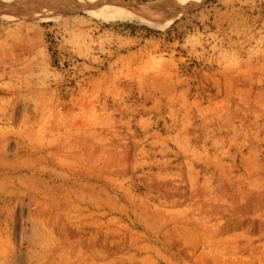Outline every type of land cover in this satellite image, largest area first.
Returning <instances> with one entry per match:
<instances>
[{
    "label": "rangeland",
    "instance_id": "rangeland-1",
    "mask_svg": "<svg viewBox=\"0 0 264 264\" xmlns=\"http://www.w3.org/2000/svg\"><path fill=\"white\" fill-rule=\"evenodd\" d=\"M0 264H264V0H0Z\"/></svg>",
    "mask_w": 264,
    "mask_h": 264
},
{
    "label": "bare ground",
    "instance_id": "bare-ground-1",
    "mask_svg": "<svg viewBox=\"0 0 264 264\" xmlns=\"http://www.w3.org/2000/svg\"><path fill=\"white\" fill-rule=\"evenodd\" d=\"M52 18H54V17H52V16H48L46 19H48V20H49V19H52Z\"/></svg>",
    "mask_w": 264,
    "mask_h": 264
}]
</instances>
